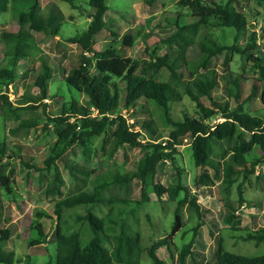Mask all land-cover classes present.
Wrapping results in <instances>:
<instances>
[{"label":"trees","instance_id":"16d2710c","mask_svg":"<svg viewBox=\"0 0 264 264\" xmlns=\"http://www.w3.org/2000/svg\"><path fill=\"white\" fill-rule=\"evenodd\" d=\"M235 1L179 0L178 5L187 9L194 20L180 23L179 13L176 30L160 40V44L167 48L164 54H159L157 45L150 48L147 44L149 58H133L121 53L113 44L102 50L95 49L94 38L106 28L109 5L107 0H88L89 5L94 8L88 15L90 24L80 35L69 38L81 48V60L64 71L63 75L70 86L83 93L84 102L79 103V100L72 99L68 107L63 105L60 114L47 117L43 131L49 132L50 127L54 126L57 142L51 154L44 160V166L35 168L47 174L51 170L52 178L47 192L61 194V186L65 180L54 164L76 143H80L84 148V155L88 154L90 157L96 137L102 136L101 151L106 160H110L124 144L140 149L142 156L134 170L120 172L116 168H109L98 173L91 181L89 178L97 169L82 170L78 162L66 163L71 173L81 170H86V173L84 176L76 175V178L82 179L78 184V191L61 198L54 206L57 217L54 241L57 244L56 264H141V254L145 247L139 231L132 234L127 226L122 225L112 235L107 232V228L115 229L109 222L116 221V204L127 201L126 195L135 179L143 184V201L149 200L147 188L153 185L160 200H177L194 206L197 220L191 229L192 236L178 250L179 263L185 264L187 255L195 254L193 246L196 233L205 220V211H210L185 184L182 170L177 163V146L187 137L190 138L195 165L202 170L196 174L195 184L209 188L218 186L225 209L222 219L233 229H239L242 218L237 211L246 202L244 185L258 171V167H264V115L251 113L245 108V100H239L241 82L238 77L227 80V74L223 75L224 89L228 96L236 98L235 107L231 106L228 98L220 99L216 96L215 89L219 85V79L216 67L212 65L223 55L222 63L228 67L234 55L239 53L253 63L258 73L256 79L264 83V47L258 41L259 31L255 30L250 32L244 47L237 44L236 41L251 22L244 9L235 5ZM258 3L264 6V0H258ZM53 6L43 13L40 11L39 0H0V12H10L11 17L17 19L14 30L0 31V85L5 87V90H0V105L8 120L11 117H21L20 123L10 129L13 136H19L22 129L24 131L41 120L37 118L32 121L31 117H22L24 111L41 107L46 109L48 106L45 100L51 96L53 67L55 68L54 64L59 66L56 62L49 64L42 61V69L29 66L28 71L37 72L34 87L23 91L17 101L10 98L8 86L18 80L20 67L23 66L20 65L21 61L28 60L29 63L24 65L36 62V41L32 32L42 31L53 36L60 34L61 17L54 4ZM257 15L262 14L258 12L255 16ZM203 26L234 28L235 42L224 44L213 31L202 34ZM262 29L264 35V27ZM135 41L136 36L131 32L122 35L123 46L132 47ZM183 66L187 70L186 79L179 70ZM166 70L172 73L173 80L166 77ZM258 89L259 85L254 83L251 96L256 95ZM185 96L195 103L196 114L192 115L184 110L181 118H175L172 104L181 101ZM261 99L264 103V87ZM151 104L158 109L157 115L162 123L170 127L168 135L160 129L151 112L149 118L130 122L119 111V108L135 109L138 106L149 109ZM216 118L220 120L213 122ZM8 149L5 141L0 142V185L12 193L14 190L11 176L3 169L7 164L5 161L8 158ZM12 153L16 151L13 150ZM166 160L170 161L180 175L174 185H166L161 180H156L159 168ZM259 173L257 178H261ZM112 186L116 189L114 192L110 191ZM234 186L237 188V198L233 197ZM3 201L0 198V218L4 215ZM102 204L109 205L110 212L106 215H99L95 211ZM76 206L86 207L83 215H77V221H85L92 228L93 235L87 241L81 237L83 231L61 224L64 210ZM174 214L173 229L178 231L182 227L179 206ZM36 227L39 236L29 241L31 246L39 243L41 236H47L42 223L38 222ZM10 237V228L0 229V262L14 264L20 259H16L13 251L7 252L3 249V242ZM222 240L221 237L215 264H264V254L237 253L226 249ZM243 240L264 242V226L248 230L243 235ZM163 245H168L172 256H175L170 237H161L146 248L155 264H166L157 253V249ZM52 262L51 259L46 264Z\"/></svg>","mask_w":264,"mask_h":264},{"label":"rangeland","instance_id":"374dc122","mask_svg":"<svg viewBox=\"0 0 264 264\" xmlns=\"http://www.w3.org/2000/svg\"><path fill=\"white\" fill-rule=\"evenodd\" d=\"M179 0H107L109 9L106 13V28L101 30L94 38V47L102 50L106 46L113 44L121 53L133 58H149L146 45L150 48L157 45L159 54L167 51L166 46L160 44V40L176 30V20L180 13V23H188L194 18L189 16L187 9L178 5ZM226 2L228 0H217ZM40 11L47 12L53 6L57 8L60 15V34L53 36L42 31H33L36 41L35 56L36 62L24 65L28 60L21 61L20 74L18 80L8 86L10 98L18 100V96L29 88L33 89V83L37 72L28 71L29 66L41 68L42 61L49 64L55 62L59 66L53 67V76L50 80V94L47 102V110L44 107L34 110L24 111L22 117H31L32 121L37 118L41 119L38 124H33L26 128L19 136H13L10 129L17 126L21 117H11L7 119L0 105V142L5 141L8 149L6 165L4 171L9 173L12 180L14 192L6 191L0 185V198L4 200V215L0 218V229L10 228L11 237L3 242V249L7 252H14L16 261L14 264H46L53 260L51 264H56L57 244L55 227L57 217L54 212L55 203L70 194L78 191V184L82 179L76 178V175H85L86 170L95 168L97 171L90 176L91 181L98 173L108 170L109 168L118 169L120 172L134 170L138 159L142 156V151L129 144L120 146L110 160L105 159L101 151L102 136L95 139L93 150L84 155V148L80 143L71 146L64 154L63 158L57 159L55 166L61 172L65 183L61 186V194H49L47 192L48 183L52 178L51 170L47 173L35 168L43 167L44 160L51 154V150L57 142V133L55 127L51 126L49 132L43 131V125L47 117L53 114H60L63 105L69 106L72 99L84 102L83 93L78 89L70 86L63 77L64 71L77 65L81 60V48L69 38L80 35L85 31L89 24V12L94 8L88 3V0H39ZM235 5L243 8L249 16L250 25L246 31L236 41L239 46L244 47L247 44L250 32L259 31L258 41L264 47V6L258 3V0H236ZM260 12L262 15H257ZM17 25V19L11 17L10 12H0V31L14 30ZM213 31L216 37L224 44L235 42L236 29L229 27H202L201 33ZM125 32H131L136 36V41L132 47L123 46L121 43L122 35ZM201 35V34H200ZM1 53V52H0ZM0 56H2L0 54ZM33 58V59H34ZM223 55H220L219 61L213 62L212 66L216 67L219 85L215 89V95L220 99L228 98L231 106L237 104L236 98L228 96L224 89L225 80L223 75L227 74V80L238 77L241 82V91L239 100H245V108L253 114L264 115V103L261 99V91L264 83L256 78L258 73L251 61H248L241 54L236 53L230 61L228 67L222 63ZM2 57H0L1 61ZM59 62V63H58ZM183 78L186 79L187 70L180 67ZM169 80H173V75L169 70L165 71ZM254 83L259 85L256 95L251 96L252 86ZM0 90H5L0 85ZM209 104L210 101L206 100ZM172 113L175 118H181L183 111L192 115L196 114L195 103L185 96L181 101L172 104ZM130 122H140L144 118L154 116L160 129L165 135H168L169 126L162 123L160 116L157 115L158 109L154 104L149 109H142L138 106L135 109L119 108ZM71 121L73 118L70 119ZM220 120L216 118L214 121ZM139 126V125H138ZM137 126V127H138ZM163 140H165L163 138ZM190 138H184L182 143L177 146V163L182 170V178L186 185L189 186L193 194L197 195L199 201L210 211H205V220L196 233V241L193 246L195 254H189L186 257L185 264H215L218 255V245L221 237L226 249L231 251L247 254L261 255L264 254V242L256 243L254 240H243V235L248 230L257 229L264 226V167H258V171L250 176V181L244 185V196L246 202L238 209L242 222L238 225L239 229H233L230 225L224 223L222 216L224 214V205L221 201V194L218 186L211 188L195 184V176L202 170L195 165L190 148ZM15 150L16 153H12ZM78 162L81 171L71 173L66 167V163ZM84 164V165H83ZM53 165V166H54ZM34 166V167H33ZM84 166V168L82 167ZM52 169V168H51ZM212 172L211 168H208ZM260 172V173H259ZM261 174V178L257 175ZM75 174V176H74ZM179 174L169 160L161 164L156 180H161L166 185H174L179 180ZM92 183V182H91ZM91 183L89 184L91 186ZM142 183L135 179L131 183L130 191L126 195V202L116 204L114 218L115 222H109L115 229L107 228L108 234L112 235L114 231H119L123 226H127L133 234L139 231L141 234L142 244L145 250L141 254V264H155L147 252V247L155 240L161 237H170V245L175 256L171 254L168 245H163L157 249V253L162 257L166 264H180L178 259V250L184 242L192 236V228L196 224V212L194 206L188 202H178L169 200H160L154 191L153 185L147 188L148 201L142 200ZM116 189L112 186L111 192ZM109 194L108 192H106ZM233 197L237 198V188H233ZM123 195V194H122ZM179 206L181 228L178 231L173 229L174 211ZM109 205L102 204L95 208L99 215H106L110 212ZM44 213L45 215H41ZM86 212L85 206H76L66 208L63 213L61 224L66 227L83 231L81 237L87 241L92 235V228L84 223L77 221V215ZM43 224L47 236L31 246L29 241L39 236L36 224ZM102 236V235H101ZM104 239V238H103ZM107 240V239H106ZM105 241V239H104ZM106 242V241H105ZM108 243V241L106 242ZM0 264H7L0 262Z\"/></svg>","mask_w":264,"mask_h":264}]
</instances>
